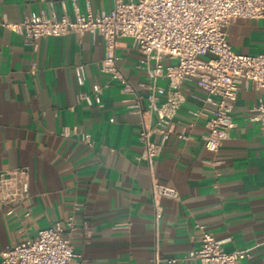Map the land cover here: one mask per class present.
<instances>
[{"label": "crops", "instance_id": "0c3cea01", "mask_svg": "<svg viewBox=\"0 0 264 264\" xmlns=\"http://www.w3.org/2000/svg\"><path fill=\"white\" fill-rule=\"evenodd\" d=\"M112 7L113 0H0V172H28V197L0 202V251L72 215L69 237L83 264L183 257L199 245L200 225L226 251L247 250L250 257L240 264H264V134L249 119L264 90L240 83L231 110L234 126L212 151L204 146L207 92L187 81L172 129L148 166L137 158L139 117L129 109L132 93L122 81L134 86L147 80L144 55L119 40L117 77L101 69L105 45L99 35L40 36L33 48L3 24L40 10L73 18L88 8ZM225 32L236 52L264 50L261 19L236 18ZM153 181L173 187L177 196L155 202Z\"/></svg>", "mask_w": 264, "mask_h": 264}, {"label": "built area", "instance_id": "2783aa9c", "mask_svg": "<svg viewBox=\"0 0 264 264\" xmlns=\"http://www.w3.org/2000/svg\"><path fill=\"white\" fill-rule=\"evenodd\" d=\"M236 18L261 19L264 24V0H113L108 11L88 8L69 18L64 13L57 17L40 10L23 16L19 22L3 24L21 33L24 42L33 48L40 36L70 32L99 35L105 45L101 69L113 71L117 77L121 75L115 67L114 48L119 40H126L128 49L144 55L147 80L134 86L122 81L124 89L132 93L129 109L139 117L142 152L137 158L151 166L172 129V118L184 100L187 81L207 92L211 108L202 111L207 128L204 146L212 151L234 126L231 110L240 83L251 82L255 89L264 90V50L255 54L236 52L226 40L225 27ZM165 58L172 61L165 62ZM161 80L166 85L160 84ZM95 100L99 102L98 95ZM145 113L153 116V122L145 118ZM249 119L264 134V99L252 107ZM153 134L158 135V140L152 138ZM151 193L155 202L161 196H177L173 187L157 181L152 182ZM27 197L25 167L0 172V202L13 203ZM156 208L159 216L160 209ZM74 226V217L69 215L64 221L39 228L34 236L3 248L1 264H83L78 262L81 255L69 237ZM200 228L197 247L183 257L155 258L154 264L181 258L198 264H240L250 257L245 249L226 251L222 240L203 225Z\"/></svg>", "mask_w": 264, "mask_h": 264}]
</instances>
